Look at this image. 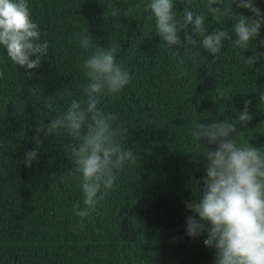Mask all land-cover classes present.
<instances>
[{
  "label": "trees",
  "instance_id": "obj_1",
  "mask_svg": "<svg viewBox=\"0 0 264 264\" xmlns=\"http://www.w3.org/2000/svg\"><path fill=\"white\" fill-rule=\"evenodd\" d=\"M26 2L39 42L47 41L49 50L38 68L26 69L0 46V264H215V250L203 244L206 234L191 238L185 231L187 216L194 215L185 207L193 199L191 181L205 175L207 163L204 142L195 141L191 131L194 122L227 119L237 122L238 142L264 147V59L246 63L264 52V25L247 48L223 42L213 62L199 33L193 34L195 44L167 46L145 10L148 0ZM238 2L222 0L221 7L253 15ZM185 3L176 0L178 18ZM205 4L192 0L207 32H231L230 17L213 20ZM254 4L264 12V0ZM86 35L93 48L116 43V62L131 76L100 107L116 116L113 127L136 163L118 173L81 229L73 209L84 207L83 194L69 176L75 164L65 151L77 140L61 130L42 137L31 167L25 155L35 147L38 123L47 124L83 98L82 64L92 50L80 46ZM245 101H251L252 119L241 124Z\"/></svg>",
  "mask_w": 264,
  "mask_h": 264
},
{
  "label": "clouds",
  "instance_id": "obj_2",
  "mask_svg": "<svg viewBox=\"0 0 264 264\" xmlns=\"http://www.w3.org/2000/svg\"><path fill=\"white\" fill-rule=\"evenodd\" d=\"M221 3L222 0H206L205 7L217 22L229 16L231 32L217 28L208 33L205 16L192 9V0H186L179 18L174 10L176 0H148L145 10L151 12L156 34L167 46L195 44L193 34L199 33L203 36L201 47L214 62L223 42L231 40L235 47L247 48L260 36L264 25V12L255 6L254 0L237 3L238 8L249 10L252 16L236 14L231 8H222ZM30 17L26 0H0V46L6 48L15 65L36 69L41 58L47 56L49 44L39 42L38 25ZM260 45L264 47V41ZM80 46L92 49L82 64L87 77L82 85L83 98L73 100L66 113L47 124L38 123L33 136L35 147L26 153L25 166L31 167L38 159L42 137L63 130L77 140L65 151L75 164L69 176L78 181L83 194L84 207L73 209L80 218L77 226L82 229L98 200L114 188L118 173L126 165L136 163V156L123 147L120 130L113 127L116 116L100 107L105 95L119 93L131 80L129 72L116 62L119 46L113 42L106 48L99 45L93 48L90 35L80 38ZM258 59H264V52H256L246 63L254 65ZM178 63L183 64V59ZM2 78L4 73L0 72ZM31 91L36 94L39 89ZM250 103L245 101L238 117L241 124L252 119ZM236 123L227 119L207 124L194 122L191 135L200 144L204 142L207 163L205 175L191 181L193 199L185 207L194 215L187 216L185 231L191 238L206 234L203 244L215 250V264H264V147L238 142L242 133L237 131Z\"/></svg>",
  "mask_w": 264,
  "mask_h": 264
}]
</instances>
